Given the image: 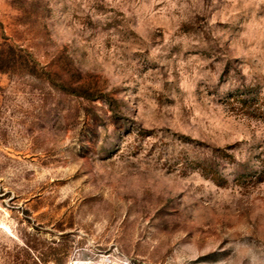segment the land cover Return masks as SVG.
I'll list each match as a JSON object with an SVG mask.
<instances>
[{
    "label": "rangeland",
    "instance_id": "1",
    "mask_svg": "<svg viewBox=\"0 0 264 264\" xmlns=\"http://www.w3.org/2000/svg\"><path fill=\"white\" fill-rule=\"evenodd\" d=\"M0 56V264H264V0H0Z\"/></svg>",
    "mask_w": 264,
    "mask_h": 264
},
{
    "label": "trees",
    "instance_id": "2",
    "mask_svg": "<svg viewBox=\"0 0 264 264\" xmlns=\"http://www.w3.org/2000/svg\"><path fill=\"white\" fill-rule=\"evenodd\" d=\"M3 57L0 56V71L5 70L6 68L4 67V65H6V59H2Z\"/></svg>",
    "mask_w": 264,
    "mask_h": 264
},
{
    "label": "bare ground",
    "instance_id": "3",
    "mask_svg": "<svg viewBox=\"0 0 264 264\" xmlns=\"http://www.w3.org/2000/svg\"><path fill=\"white\" fill-rule=\"evenodd\" d=\"M72 264H87L86 262H75V263H72Z\"/></svg>",
    "mask_w": 264,
    "mask_h": 264
}]
</instances>
